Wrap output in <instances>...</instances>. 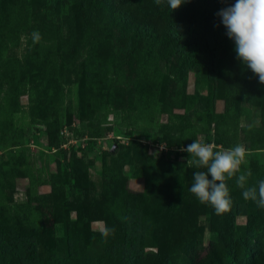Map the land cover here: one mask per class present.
Here are the masks:
<instances>
[{
  "label": "rangeland",
  "instance_id": "374dc122",
  "mask_svg": "<svg viewBox=\"0 0 264 264\" xmlns=\"http://www.w3.org/2000/svg\"><path fill=\"white\" fill-rule=\"evenodd\" d=\"M6 3L7 13L0 8V221L34 236L44 246L38 252L54 248L63 260L64 236L76 254L78 237L97 250L104 231L108 237L117 230L124 190L148 203L172 180L181 208L169 238L189 231L196 237L174 251V264H203L208 252L225 246L236 258L225 264H245L241 243L264 253V231L255 238L247 231L264 209L245 201L233 178L227 181L233 230L226 236L224 222L214 232L220 218L207 216L212 207L189 190L193 173L203 169L188 167L189 154L181 151L197 139L217 150L243 144L241 171L252 173L247 186L264 180V85L247 84L235 46L231 59L198 78L179 60L162 58L151 41L134 57L120 24L94 10L81 16L64 5L71 11L47 18L54 0ZM91 66L108 81L89 96ZM146 240L144 264H154L157 239L150 229ZM90 264L114 263L92 253Z\"/></svg>",
  "mask_w": 264,
  "mask_h": 264
},
{
  "label": "trees",
  "instance_id": "16d2710c",
  "mask_svg": "<svg viewBox=\"0 0 264 264\" xmlns=\"http://www.w3.org/2000/svg\"><path fill=\"white\" fill-rule=\"evenodd\" d=\"M6 1L0 0L3 13L8 10ZM64 5L81 16L94 10L98 15L112 19L114 24H120L123 43L134 57H141V48L147 41H151L159 45L162 58L169 60L173 57L179 60L183 71L196 70L198 78L206 72L215 71L217 66L233 56L235 45L227 36L221 17L217 15L222 9L233 5L232 0H186L176 10L170 8L168 0H161L159 4L156 0H54L46 17L70 12ZM137 62L135 58V68L140 64ZM94 71V66L87 71L86 92L89 96L99 89V85L104 88L108 81L107 73L96 75ZM245 80L251 86L260 83L250 69H246ZM256 99L250 96L251 102H248L255 105ZM164 187L163 194L148 203L142 196L130 198L124 190L125 204L117 210L120 221L117 230L111 236L101 237L97 250L78 237L76 254L71 253L70 236H64L62 242L68 245V249L63 260L57 258L54 248H46L45 253L38 252L44 251V246L39 247V241L34 236L24 235L16 227L10 226L9 222L0 221V264H90L92 253L114 264H144L149 229L157 239L153 245L157 249L154 264H174V251H181L189 244H194L196 237L189 231L183 235L178 234L174 241L169 238L170 229L179 217L181 202L172 180L166 181ZM234 208L232 204L229 212L218 215L221 223L216 219L212 225L214 232L219 233V225L227 222L224 231L226 236L231 233ZM206 215L215 218L217 214L210 208ZM252 225L247 231L255 238L264 231V215ZM239 249L242 253L239 259L243 263L264 264V253H255L252 244L241 243ZM233 251L231 246H225L222 253L212 249L203 264L234 262L236 258Z\"/></svg>",
  "mask_w": 264,
  "mask_h": 264
},
{
  "label": "clouds",
  "instance_id": "9594fccd",
  "mask_svg": "<svg viewBox=\"0 0 264 264\" xmlns=\"http://www.w3.org/2000/svg\"><path fill=\"white\" fill-rule=\"evenodd\" d=\"M186 0H168L172 10L178 9ZM161 3V0H156ZM227 29V36L235 43L236 58L250 69L260 84L264 85V0H236L217 13ZM34 43H39V32H33ZM188 167L203 169L192 175L190 192L201 204L210 205L217 215H224L232 208V198L227 181L235 178L237 187L242 190L245 201H253L264 209V180L258 186H247L251 171H241L245 162L246 148L243 144L217 150L213 143L194 140L187 147ZM239 173V175H237ZM211 177V178H210ZM110 230L104 231L107 237Z\"/></svg>",
  "mask_w": 264,
  "mask_h": 264
}]
</instances>
